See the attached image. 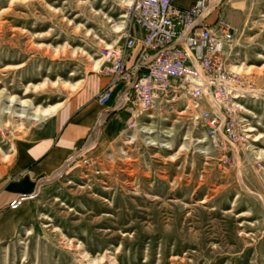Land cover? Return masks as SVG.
<instances>
[{"label":"rangeland","instance_id":"obj_1","mask_svg":"<svg viewBox=\"0 0 264 264\" xmlns=\"http://www.w3.org/2000/svg\"><path fill=\"white\" fill-rule=\"evenodd\" d=\"M220 2L234 33L223 60L247 81V147L224 165L187 98L157 105L100 148L81 145L87 165L37 182L35 218L0 247V264H264V0ZM134 3L0 0V163L97 73Z\"/></svg>","mask_w":264,"mask_h":264},{"label":"built area","instance_id":"obj_2","mask_svg":"<svg viewBox=\"0 0 264 264\" xmlns=\"http://www.w3.org/2000/svg\"><path fill=\"white\" fill-rule=\"evenodd\" d=\"M218 1L195 0L180 8L173 0H137L127 10L131 25L115 42L100 48L104 66L97 73L108 79L107 86L96 96L105 107L114 87L122 84L126 93L121 108L129 114L127 129L136 128V120L157 105L187 98L185 105L195 126L207 123L211 137H205L231 165L232 151L247 147L249 134L239 120L241 101L248 97L245 78L230 76L223 60L233 41V29L217 14ZM215 18L208 22L210 17ZM139 47L132 64L127 57ZM202 104L207 109H202ZM108 110L101 111L97 124ZM82 150L74 152L68 162L80 159ZM254 168H261L256 162Z\"/></svg>","mask_w":264,"mask_h":264},{"label":"crops","instance_id":"obj_3","mask_svg":"<svg viewBox=\"0 0 264 264\" xmlns=\"http://www.w3.org/2000/svg\"><path fill=\"white\" fill-rule=\"evenodd\" d=\"M194 1L173 0V4L187 8ZM225 10L218 16L222 17ZM214 18L215 15L208 22ZM138 50L137 46L127 57L128 64L134 62ZM99 62L103 67L104 60ZM107 84L108 79L96 72L86 75L72 96L15 143L10 160L0 163V247L14 241L20 229L35 218L32 197L38 181L57 175L87 141L96 142L100 148L113 135L125 130L129 114L121 108L126 93L122 84L114 87L105 107L96 102V96ZM105 109L107 114L97 124Z\"/></svg>","mask_w":264,"mask_h":264},{"label":"bare ground","instance_id":"obj_4","mask_svg":"<svg viewBox=\"0 0 264 264\" xmlns=\"http://www.w3.org/2000/svg\"><path fill=\"white\" fill-rule=\"evenodd\" d=\"M137 2V0H135V3ZM134 3V4H135ZM234 77L235 78H237L235 75H234ZM55 110V108H53V109H51L50 111L52 112V111H54ZM46 112H41L40 113V115L39 114H37V116H44V115H47L49 112H47V110H45ZM205 126L207 127V129H208V131H209V134H210V136H211V130H210V128H208V126H207V123H205Z\"/></svg>","mask_w":264,"mask_h":264},{"label":"trees","instance_id":"obj_5","mask_svg":"<svg viewBox=\"0 0 264 264\" xmlns=\"http://www.w3.org/2000/svg\"><path fill=\"white\" fill-rule=\"evenodd\" d=\"M221 5H222V2H220V4H219V8L217 9V14H219V12L221 10Z\"/></svg>","mask_w":264,"mask_h":264}]
</instances>
